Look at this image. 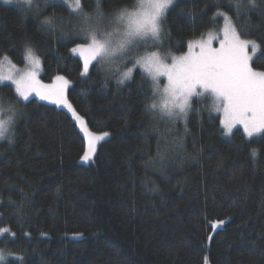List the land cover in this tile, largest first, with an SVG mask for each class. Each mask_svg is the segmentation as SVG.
I'll return each instance as SVG.
<instances>
[{"label": "trees", "instance_id": "obj_1", "mask_svg": "<svg viewBox=\"0 0 264 264\" xmlns=\"http://www.w3.org/2000/svg\"><path fill=\"white\" fill-rule=\"evenodd\" d=\"M135 2L101 0L109 13ZM94 7L85 0L86 11ZM217 12L256 40L252 65L264 70V7L237 18L235 0H176L165 47L187 51L188 42L221 27ZM53 13L64 31L76 30L62 1L30 9L0 1V60L24 65L31 45L44 81L64 75L87 127L109 136L84 163L83 134L66 109L34 93L20 102L11 84L0 83L1 97L19 110L13 142H0V249L12 253L0 264H205V257L208 264H264V133L226 135L210 98L193 101L186 123L163 120L148 108L152 82L139 69L120 86L98 64L82 77L69 49L83 41L66 42L60 27L42 26ZM218 220L225 223L213 229Z\"/></svg>", "mask_w": 264, "mask_h": 264}, {"label": "snow or ice", "instance_id": "obj_2", "mask_svg": "<svg viewBox=\"0 0 264 264\" xmlns=\"http://www.w3.org/2000/svg\"><path fill=\"white\" fill-rule=\"evenodd\" d=\"M12 2V0H5ZM30 9L33 0H15ZM56 0H45V5ZM176 0H136L131 6L114 8L110 13L102 8L101 0H95V7L85 10V0H64L70 17H76V30L64 31L57 25L56 14L45 17L41 24L55 32L60 27V36L66 42L81 40L69 49L82 62L81 76L90 74L91 68L100 65L107 78L115 77L117 85L133 79L134 70H143L142 78L152 82V103L150 111H158L170 120L187 121L192 109L193 98H210L215 111L221 112L220 124L225 134H230L236 126H242L247 137L264 133V70H256L252 62L260 45L253 39H245L243 32L226 13L223 28L216 33L209 31L206 38L188 42V51L176 56L161 53L167 12ZM264 7V0H235L237 18L241 11H253ZM195 9H181V13L193 15ZM214 17V18H215ZM63 19L62 17L60 18ZM219 46L215 47L214 42ZM251 49V51H249ZM134 53V54H132ZM26 67L17 68L7 56L0 61V82L11 81L18 98L24 101L35 94L41 100L63 105L83 133L84 152L81 161H89L97 152V143L109 136L108 132L96 134L89 131L84 116L77 113L65 96L71 83L64 75H56L52 83H44L40 78L42 60L35 49L26 44L23 57ZM5 62L9 68L4 71ZM131 65V66H129ZM167 83L160 87V79ZM9 111V119H15L19 110L14 105L8 109L0 107V112ZM4 121H0V126ZM258 155L256 149L251 152ZM218 220L211 224L213 229L223 225ZM6 231V230H4ZM82 234H75L80 238ZM0 250V261L6 255ZM205 264H208L205 257Z\"/></svg>", "mask_w": 264, "mask_h": 264}, {"label": "rangeland", "instance_id": "obj_3", "mask_svg": "<svg viewBox=\"0 0 264 264\" xmlns=\"http://www.w3.org/2000/svg\"><path fill=\"white\" fill-rule=\"evenodd\" d=\"M0 1H2V2H4L5 4H10V5H14V6H17V5H24V4H20V3H16L15 2V0H12V2H5V0H0ZM56 1H62V2H64V0H56ZM69 2H70V0H69ZM34 4H43V5H45V0H33V3H32V5L31 6H33ZM25 7H28L27 5H24ZM222 25H221V27L219 28V29H214V30H212L211 32H213V33H216V32H219L222 28H223V25H224V23H225V21H224V19H222ZM206 36L207 35H205L204 36V38H206ZM199 39H201V37L200 38H197V39H193V41H195V40H199ZM163 42H164V38H163ZM214 46L215 47H218L219 46V44H218V41H216V42H214ZM159 51L163 54V53H169L170 52V49L169 48H167V47H165V45H164V43H163V47L162 48H160L159 49ZM188 51V50H187ZM187 51H184L183 53H185V52H187ZM249 51H251V49H249ZM183 53H179V54H174V53H172V55H176V56H179V55H181V54H183ZM258 53V52H257ZM257 53H256V55H257ZM132 54H134V53H132ZM73 55H75V54H73ZM255 55V56H256ZM76 56V55H75ZM8 58H9V60L11 61V63L12 64H15L14 62H13V60L8 56ZM3 59L4 58H2L0 61H3ZM16 65V64H15ZM27 65H26V63L24 62V65H16V67L17 68H20V69H23V68H25ZM129 66H131V65H129ZM252 67L254 68V66L252 65ZM8 68H9V66H8V64L5 62V67H4V71H5V73H7V71H8ZM137 69H139V70H142V69H140V68H137ZM255 69V68H254ZM136 70V69H135ZM134 70V71H135ZM257 70V69H256ZM42 71H43V64H42V70H41V72H40V76H39V78L44 82V83H52V81L51 82H46V81H44V79L42 78ZM143 71V70H142ZM0 83H6V84H11L14 88H15V86L12 84V82L11 81H7V80H5V81H3V82H0ZM167 83V81H166V78H161L160 79V87L161 88H163V86L165 85ZM71 86V84H69V86H68V88L65 90V96H66V98L68 99V97H67V91H68V89H69V87ZM32 95V94H31ZM30 95V96H31ZM30 96H29V98H30ZM18 97V96H17ZM196 98H193V100H192V104H193V101L195 100ZM18 100L21 102V101H24L22 98H18ZM200 100H202V99H200ZM69 101V100H68ZM70 102V101H69ZM10 105H13L12 103L10 104ZM15 106V105H14ZM61 108H63L64 110L66 109L63 105H59ZM0 107H2L3 109H8V107H9V103L5 100V98H3V97H1V94H0ZM16 108H17V106H15ZM18 109V108H17ZM67 110V109H66ZM68 111V110H67ZM69 112V111H68ZM156 112H158V111H156ZM69 114L71 115V113L69 112ZM161 115V114H160ZM72 117V116H71ZM161 118L163 119V120H165V121H172V120H170L168 117H166V116H162L161 115ZM15 120H16V118H15ZM75 121V120H74ZM178 121H180V122H182L183 120H178ZM173 122V121H172ZM86 123V122H85ZM15 124V123H14ZM77 124V123H76ZM87 126V125H86ZM79 127V126H78ZM236 128H241L242 129V131H243V128H242V126H236L235 128H233V130L234 129H236ZM88 129H89V131H91L90 130V128L88 127ZM92 132V131H91ZM93 133H95V132H93ZM102 133H104V132H99V133H96V134H102ZM83 134V133H82ZM263 133H259V134H255L254 136H258V135H262ZM253 136V137H254ZM108 138V136L107 137H105L103 140H105V139H107ZM248 138H252V137H248ZM103 140H101V141H103ZM101 141H99L98 143H97V147H98V145L100 144V142ZM97 151H98V148H97ZM97 153V152H96ZM96 153H95V155H96ZM95 155L92 157V159L91 160H89V161H82V162H84V163H89V162H91V161H93L94 160V157H95ZM1 250V249H0ZM4 252V251H3ZM5 253V252H4Z\"/></svg>", "mask_w": 264, "mask_h": 264}, {"label": "clouds", "instance_id": "obj_4", "mask_svg": "<svg viewBox=\"0 0 264 264\" xmlns=\"http://www.w3.org/2000/svg\"><path fill=\"white\" fill-rule=\"evenodd\" d=\"M11 113L9 111L0 112V121L4 124L0 126V142L7 140L11 144L14 140V123L15 119H9Z\"/></svg>", "mask_w": 264, "mask_h": 264}]
</instances>
